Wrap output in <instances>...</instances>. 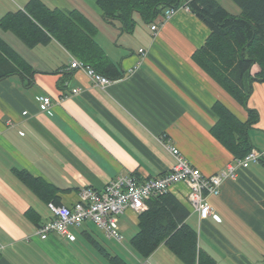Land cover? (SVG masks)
<instances>
[{
  "label": "crops",
  "instance_id": "0c3cea01",
  "mask_svg": "<svg viewBox=\"0 0 264 264\" xmlns=\"http://www.w3.org/2000/svg\"><path fill=\"white\" fill-rule=\"evenodd\" d=\"M28 1L1 0V16ZM43 1L78 10L95 24L105 57L100 69L111 81L100 87L72 68V59H81L51 35L34 46L1 35L33 70L0 80V264H115L102 246L127 264H187L165 241L148 257L133 246L141 213L133 209L119 216L121 241L90 220L72 227L74 239L56 232L42 239L36 230L53 217L49 202L72 205L82 188L101 190L119 175L143 181L165 174L175 158L162 141L204 174L237 166L212 132L219 119L214 106L223 104L242 121L249 112L193 58L210 28L179 8L163 24L136 14L135 28L123 31L120 22L103 18L97 0ZM43 96L51 98L48 109L40 108ZM248 106L258 114L251 141L264 150V82L254 83ZM188 191L179 182L170 192L189 210L186 223L200 251L218 264H264V158L237 166L221 194L208 197L216 216L201 219Z\"/></svg>",
  "mask_w": 264,
  "mask_h": 264
},
{
  "label": "trees",
  "instance_id": "16d2710c",
  "mask_svg": "<svg viewBox=\"0 0 264 264\" xmlns=\"http://www.w3.org/2000/svg\"><path fill=\"white\" fill-rule=\"evenodd\" d=\"M234 1L242 9L239 15L231 14L218 0H97V4L103 18L111 23L120 22L123 31L135 28L136 14L152 23L162 19L168 7L182 6H188L208 25L210 34L193 58L249 112L248 120L242 121L223 104L214 106L219 119L212 128L213 134L236 158H242L254 148L249 129L258 120L257 110L250 108L248 101L254 83L264 82V0ZM0 28L13 32L29 46L45 42L51 35L103 73L100 68L105 57L95 40L97 28L78 10L29 0L23 9L1 17ZM255 67L257 70L253 71ZM32 70L31 64L0 35V80L13 74L25 76ZM32 181L33 185L41 183L37 179ZM147 204L148 208L139 215L140 229L132 239L140 253L148 257L165 241L187 264H218L198 249L197 233L186 223L189 210L173 193L151 197ZM101 248L115 264H127Z\"/></svg>",
  "mask_w": 264,
  "mask_h": 264
},
{
  "label": "built area",
  "instance_id": "2783aa9c",
  "mask_svg": "<svg viewBox=\"0 0 264 264\" xmlns=\"http://www.w3.org/2000/svg\"><path fill=\"white\" fill-rule=\"evenodd\" d=\"M180 8L190 10L188 6ZM176 10L172 7L165 9L159 24L170 19ZM159 24H153L152 30H157ZM140 52L146 54L144 48H141ZM71 67L84 70L97 86L105 87L111 81L108 76L99 73L91 65L77 58L72 59ZM79 90V88L73 89L74 92H79ZM50 105L51 98L49 96L40 97L41 109H48ZM162 142L175 158V163L165 174L143 181L133 176L119 175L110 180L101 190L82 188L79 191L78 200L72 205L49 202L53 217L41 224L37 228L36 234L40 238L46 239L50 234L56 232L74 239L72 227H80L86 220H90L101 228L109 238L121 241L119 216L128 209L139 213L146 210L148 199L171 191V188L179 182L188 186L187 199L192 208L198 211L201 219H208L216 216L208 197L221 194L224 180L236 176L237 166L249 167L250 164L258 163L264 158V150L253 148L244 157L237 159V166L228 165L214 174L207 175L193 166L177 147ZM142 264L150 263L143 262Z\"/></svg>",
  "mask_w": 264,
  "mask_h": 264
},
{
  "label": "rangeland",
  "instance_id": "374dc122",
  "mask_svg": "<svg viewBox=\"0 0 264 264\" xmlns=\"http://www.w3.org/2000/svg\"><path fill=\"white\" fill-rule=\"evenodd\" d=\"M224 7H226L228 9V11H230L231 14L233 15H239L242 11L241 7L234 1V0H218ZM5 3H9L6 2V0H4ZM3 3V2H2ZM0 5H1V0H0ZM8 13V12H6ZM5 13V14H6ZM4 14V15H5ZM4 15L1 16V10H0V18L3 17ZM0 35H2L4 38L8 39L10 42L12 43H17L19 42L20 44L24 45L22 43V41L16 37V35L13 32H4L3 29L0 28ZM254 70H257V67H255ZM123 243L130 248V243H129V238L124 235V240Z\"/></svg>",
  "mask_w": 264,
  "mask_h": 264
}]
</instances>
